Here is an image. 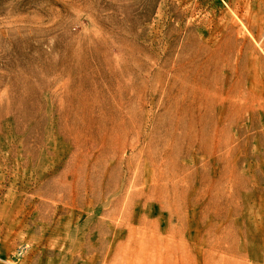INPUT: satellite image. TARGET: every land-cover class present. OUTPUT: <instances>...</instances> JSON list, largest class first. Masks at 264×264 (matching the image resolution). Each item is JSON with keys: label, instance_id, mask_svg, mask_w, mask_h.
I'll list each match as a JSON object with an SVG mask.
<instances>
[{"label": "rangeland", "instance_id": "374dc122", "mask_svg": "<svg viewBox=\"0 0 264 264\" xmlns=\"http://www.w3.org/2000/svg\"><path fill=\"white\" fill-rule=\"evenodd\" d=\"M171 237L264 264V0H0V264H180Z\"/></svg>", "mask_w": 264, "mask_h": 264}, {"label": "bare ground", "instance_id": "6f19581e", "mask_svg": "<svg viewBox=\"0 0 264 264\" xmlns=\"http://www.w3.org/2000/svg\"><path fill=\"white\" fill-rule=\"evenodd\" d=\"M195 79L196 78H193L191 83L190 82L191 80L189 78L184 77L183 81L180 84L179 92L181 93L182 96L184 95L186 97L190 96L192 98L191 99L192 102L187 104L183 103L178 106L177 108L178 116L175 118V126L180 128L179 134L181 139H186L190 143L197 142L199 147L207 148L208 142L211 140L214 133L216 132V128L214 126L215 124L213 125V121L211 120L212 116L209 111L212 109V108L210 109L211 104L209 105V100H208L209 96L207 95V92L209 91L206 90V88H208L209 86L207 87L206 85L208 84L206 85L204 84L205 82L204 80H203L204 82H202L200 81V78L196 80ZM202 108L205 109L206 111L205 110L201 111ZM170 111H172V108H166L165 113L160 118V122H169L171 119H174L173 115L169 114ZM170 128H172V125L170 126ZM106 129H107V124L103 126V130ZM121 131L122 128L118 125H113L111 127H108L107 129V140H106L107 149L109 150V152H111L114 155H116V153H118L126 145L125 135H121L120 133ZM179 134L177 136H179ZM116 136L118 138H115ZM164 189L165 187L163 185L157 189L148 188L146 189L147 190L146 193L148 196H150L151 194L163 196L166 194V191ZM150 242H153L154 246L157 245L156 242H154V240ZM166 243L172 246L171 247L172 252L179 253V251H181L180 264H224L225 263L223 257H220V259L217 258L214 262L213 259L208 255L206 258L202 257L200 262L196 258L197 254H192L191 252L190 254L187 251V249L184 248L185 244L183 241L179 242L180 245L179 247H177L180 248L181 250H176V246L174 244L175 243L174 237H171L170 240H166L164 244Z\"/></svg>", "mask_w": 264, "mask_h": 264}]
</instances>
